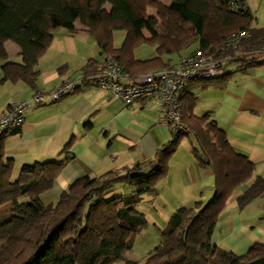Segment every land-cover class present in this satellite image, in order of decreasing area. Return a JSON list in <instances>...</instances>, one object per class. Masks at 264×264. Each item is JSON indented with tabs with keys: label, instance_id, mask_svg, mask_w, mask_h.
Returning <instances> with one entry per match:
<instances>
[{
	"label": "trees",
	"instance_id": "trees-1",
	"mask_svg": "<svg viewBox=\"0 0 264 264\" xmlns=\"http://www.w3.org/2000/svg\"><path fill=\"white\" fill-rule=\"evenodd\" d=\"M149 9L156 16L149 15ZM252 21L244 0H0V83L22 81L36 88L37 66L59 30L90 35L101 53L118 60L132 77L174 67L162 57L185 50L191 52L185 56L200 53L222 62L224 70L221 77L189 82L180 99L185 131L172 132L153 159L100 177L79 178L55 203L45 204L42 195L53 188L68 160L25 164L13 180L14 159L5 160V143L19 129L0 134V212L10 209L0 220V264H137L126 259L134 236L147 225L137 206L145 195L158 194V183L170 173L171 158L190 136L197 163L212 171L213 196L207 203L196 201L174 212L145 264H264L263 245L237 255L212 243L220 214L233 193L252 178L254 164L234 149L210 114H195L198 96L193 92L197 87L225 86L232 66L237 72L264 67V27L253 28ZM116 31L126 33L120 48L113 44ZM241 32L248 36L227 46ZM8 42L19 47L21 62L8 60ZM140 44L157 46L158 56L136 60L134 50ZM100 68L90 61L83 75ZM71 146L69 141L64 151ZM120 185L131 193L108 198ZM263 193L264 179L257 178L237 199L239 208Z\"/></svg>",
	"mask_w": 264,
	"mask_h": 264
},
{
	"label": "crops",
	"instance_id": "crops-1",
	"mask_svg": "<svg viewBox=\"0 0 264 264\" xmlns=\"http://www.w3.org/2000/svg\"><path fill=\"white\" fill-rule=\"evenodd\" d=\"M244 1L253 16L251 26L263 28L264 0ZM145 36L149 37V34L145 33ZM6 50L8 60L22 61L16 44L8 42ZM143 53L134 52L135 59L143 61L158 56L145 57ZM189 53L185 50L175 60L174 55H165L162 59L176 66L180 57ZM105 56L96 41L85 32L73 35L59 30L37 66L36 88L22 81L0 83V112L11 104L32 99L39 92H51L70 77L82 76L83 68L90 61L101 65ZM3 64L0 62V81ZM158 70L161 69L153 71ZM228 70L233 74L225 86L194 89L198 96L195 114H210L226 132L234 149L248 156L254 164L252 178L230 197L212 237V243L220 249L245 255L255 244L264 246V193L243 209L237 203L257 178L264 179V67L237 72L236 66H232ZM159 109L155 100H142L126 106L103 89L83 86L59 102L46 100L44 105L30 108L24 124L15 128L19 132L6 139L5 160L14 159V169L21 170L25 164L67 159L53 188L42 195L45 204L55 203L79 178L100 177L108 171L130 167L127 164L138 163H127L134 156L139 162L153 159L158 149L168 142L163 132L166 125L159 123ZM69 141L72 146L64 151ZM177 172L182 175L178 173V185L175 183L174 189L179 186L183 190L196 189L197 196L205 194V191L199 193V178H202L201 173L212 174L210 167L177 164ZM187 172H190L189 178ZM170 185L174 186L168 182ZM209 190V196H212L214 184Z\"/></svg>",
	"mask_w": 264,
	"mask_h": 264
},
{
	"label": "built area",
	"instance_id": "built-area-1",
	"mask_svg": "<svg viewBox=\"0 0 264 264\" xmlns=\"http://www.w3.org/2000/svg\"><path fill=\"white\" fill-rule=\"evenodd\" d=\"M247 36V32L234 35L227 46H235ZM223 74L222 62L198 53L180 58L172 68L132 77L118 60L107 55L96 73L70 77L51 92H39L30 100L5 108L0 112V134L21 127L30 108L42 106L46 100L50 103L59 102L86 85L103 89L110 97L119 99L126 106L142 100L157 101L160 106L159 123L179 133L185 131L181 122L180 99L189 82L194 79H214Z\"/></svg>",
	"mask_w": 264,
	"mask_h": 264
},
{
	"label": "rangeland",
	"instance_id": "rangeland-1",
	"mask_svg": "<svg viewBox=\"0 0 264 264\" xmlns=\"http://www.w3.org/2000/svg\"><path fill=\"white\" fill-rule=\"evenodd\" d=\"M149 15L156 16V11L154 9L148 10ZM126 39V33L124 31H116L114 33L113 44L115 48H120ZM157 47L155 49L154 45L150 44H140L136 47L134 52H144L143 55L145 57H149V55L153 56L157 53ZM155 55V56H156ZM179 55L174 54L173 59L177 58ZM13 61H17L15 58ZM163 132L165 133V137L167 141L171 140L173 137V133L168 126H163ZM167 143V142H166ZM192 144L196 146L195 140L193 136L186 137L181 142L178 150L173 155L170 161V173L168 178L161 180L158 185V194L157 195H145L142 202L137 206L138 211L143 213L147 220V225L137 233L133 238V250L126 254L127 260H134L137 264H145L146 258L150 252L155 250V248L159 245L161 241V230L167 227L168 221L172 214L176 212L178 209L182 207H190L193 206L196 201H203L207 203L213 196L210 195L209 187L214 184V177L210 172L201 173L199 178V185L201 194L205 191V194L202 196H197V190L192 189H180L179 186L174 189L176 185H178V173L177 172V164H198L193 153ZM134 156L133 160H128L127 163H132V161L139 162V160ZM132 166L133 164H127ZM189 169V168H188ZM20 173V169L17 167L14 169L13 180L17 179ZM190 172H187V178H189ZM185 176V177H186ZM191 175L190 177H192ZM188 180V179H187ZM168 182L176 185L168 186ZM210 191V192H209ZM131 191L126 186H118L114 191H112L108 198H111L116 195H129ZM195 193V194H194ZM196 195V196H194ZM9 210L7 207L2 209L0 212V220H3L8 216ZM125 262H118L115 264H124Z\"/></svg>",
	"mask_w": 264,
	"mask_h": 264
}]
</instances>
